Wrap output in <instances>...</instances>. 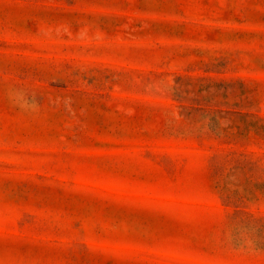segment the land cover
<instances>
[{
	"label": "rangeland",
	"instance_id": "1",
	"mask_svg": "<svg viewBox=\"0 0 264 264\" xmlns=\"http://www.w3.org/2000/svg\"><path fill=\"white\" fill-rule=\"evenodd\" d=\"M0 264H264V0H0Z\"/></svg>",
	"mask_w": 264,
	"mask_h": 264
}]
</instances>
